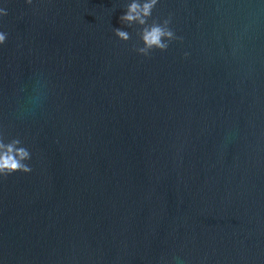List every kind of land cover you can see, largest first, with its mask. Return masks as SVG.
<instances>
[{
  "label": "water",
  "instance_id": "obj_1",
  "mask_svg": "<svg viewBox=\"0 0 264 264\" xmlns=\"http://www.w3.org/2000/svg\"><path fill=\"white\" fill-rule=\"evenodd\" d=\"M131 2L0 3V264H264V0Z\"/></svg>",
  "mask_w": 264,
  "mask_h": 264
},
{
  "label": "clouds",
  "instance_id": "obj_2",
  "mask_svg": "<svg viewBox=\"0 0 264 264\" xmlns=\"http://www.w3.org/2000/svg\"><path fill=\"white\" fill-rule=\"evenodd\" d=\"M158 0H132L128 5L127 11L121 16L124 22H138L144 25L146 18L151 15L152 9L157 4ZM2 3V0H0ZM25 3L31 4L32 0H25ZM6 10L0 7V17L5 16ZM169 21L164 24H152L142 29L141 39L144 47L138 49V53L147 55L149 50L157 49L163 51L167 49L169 42L172 39H177L174 31L166 27ZM115 35L119 39H127L128 33L119 28L115 29ZM7 38V33L0 30V45H3ZM187 55V53H185ZM31 159V152L19 138L6 140L0 135V176L12 174L15 172L28 173L31 171V166L28 161Z\"/></svg>",
  "mask_w": 264,
  "mask_h": 264
}]
</instances>
